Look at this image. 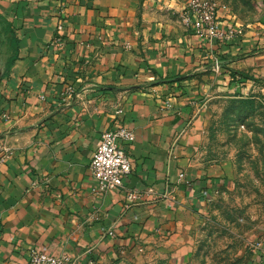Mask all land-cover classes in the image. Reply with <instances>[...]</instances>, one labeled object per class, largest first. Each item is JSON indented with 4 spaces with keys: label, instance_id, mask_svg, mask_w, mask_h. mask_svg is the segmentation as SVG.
Instances as JSON below:
<instances>
[{
    "label": "crops",
    "instance_id": "0c3cea01",
    "mask_svg": "<svg viewBox=\"0 0 264 264\" xmlns=\"http://www.w3.org/2000/svg\"><path fill=\"white\" fill-rule=\"evenodd\" d=\"M187 3L0 0V264L33 250L65 264L186 250L222 182L197 147L200 101L220 84L264 89V0L253 19L219 10L240 29L229 43L199 36ZM118 126L135 132L120 142L134 167L99 192L92 157Z\"/></svg>",
    "mask_w": 264,
    "mask_h": 264
},
{
    "label": "rangeland",
    "instance_id": "374dc122",
    "mask_svg": "<svg viewBox=\"0 0 264 264\" xmlns=\"http://www.w3.org/2000/svg\"><path fill=\"white\" fill-rule=\"evenodd\" d=\"M213 1L253 19L260 0ZM200 102L204 137L197 147L222 182L191 223L186 250L142 252L132 264H264V89L230 91L220 84Z\"/></svg>",
    "mask_w": 264,
    "mask_h": 264
},
{
    "label": "built area",
    "instance_id": "2783aa9c",
    "mask_svg": "<svg viewBox=\"0 0 264 264\" xmlns=\"http://www.w3.org/2000/svg\"><path fill=\"white\" fill-rule=\"evenodd\" d=\"M219 10L220 6L213 0H188L186 17L196 33L208 41L232 42L239 37L240 29L234 22L225 21ZM58 28L61 29L62 26L59 25ZM220 67V62L216 60L215 69L219 71ZM135 138V132L124 126L103 132L90 164L96 189L99 192H106L124 185V180L132 172L134 165L126 147L120 142L131 143ZM183 176L181 173L180 177ZM67 260L65 255L33 250L29 264H65Z\"/></svg>",
    "mask_w": 264,
    "mask_h": 264
},
{
    "label": "trees",
    "instance_id": "16d2710c",
    "mask_svg": "<svg viewBox=\"0 0 264 264\" xmlns=\"http://www.w3.org/2000/svg\"><path fill=\"white\" fill-rule=\"evenodd\" d=\"M13 62H14V60H9V61H7V63H6V67L9 69L10 66L13 64ZM233 73H234V74H237V75L240 76V78H239L240 81H242L243 79H246V78H247L246 75L240 73L239 71H233ZM4 74H5V72H3V71L1 70V68H0V81H1V79L4 77Z\"/></svg>",
    "mask_w": 264,
    "mask_h": 264
}]
</instances>
